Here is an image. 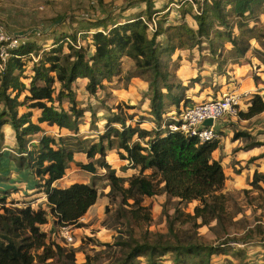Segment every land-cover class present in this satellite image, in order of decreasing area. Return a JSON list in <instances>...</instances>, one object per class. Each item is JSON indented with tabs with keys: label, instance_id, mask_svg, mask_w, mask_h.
<instances>
[{
	"label": "trees",
	"instance_id": "obj_1",
	"mask_svg": "<svg viewBox=\"0 0 264 264\" xmlns=\"http://www.w3.org/2000/svg\"><path fill=\"white\" fill-rule=\"evenodd\" d=\"M193 2L196 14H192L194 7L188 0H181V20L168 22L166 12L151 34L148 22L154 13L160 14L167 8L155 10L152 0H147L146 17L140 14L122 22L110 15L86 21L81 34L84 40H91L88 47L75 46L77 31H63L48 48L36 42H21L10 52L0 71V143L4 140V128L11 126L17 154L2 155L12 158L19 170L32 175L35 192L43 193L46 200L37 207L32 202L20 206L12 202L8 206L6 197L0 196V264H93L94 256L89 253L85 262H77V252L82 248L52 240L41 228L51 218L57 226L77 224L100 197L94 182L54 185L66 175L77 153L86 155L85 162L77 161L83 170L93 174L98 168L107 171V195L113 202L119 200L118 212L125 219L126 232L121 231L113 243H103L106 264H141L140 258H145L146 264H160L168 253L173 264H213L212 256L224 252L221 245L241 241L227 236L219 245L205 243L198 232L199 227L212 221L226 224L232 217L227 208L228 195L223 191L227 176L222 162L213 157L220 141L200 142L194 136L170 131L168 124L173 121L166 120L164 115L168 107H175L179 114L181 103L187 100L185 92L189 86L171 68L177 63L176 51L200 47L206 41L219 60L225 62V53L239 60L246 55L251 40L262 38L251 21L257 22L258 15L264 13V0ZM187 13L193 15L197 28L185 21ZM226 43L231 48L226 49ZM123 57L134 63V71L127 75V80L141 77L148 83L150 110L146 113L155 126H145L149 120L145 117L134 121L135 115L125 110L131 106L117 104V111L104 115L105 127L97 137H83L80 125L89 109L76 98L78 80L86 79L87 91L95 95L113 77L121 75ZM192 81L202 82L200 75ZM263 112L264 95L255 93L247 110L240 111L239 116L249 119ZM91 113L94 119L97 114ZM43 124L57 126L59 132L49 131ZM63 130L69 134L63 135ZM242 135L249 136L237 132L234 138ZM262 144L253 141L249 146ZM112 150L127 161L124 171L131 168L136 172L127 176L117 174L107 161ZM260 181L264 182V174L256 172L253 183L258 185ZM161 194L178 200L174 213L166 212L168 231L146 229L135 236L131 224H149L152 204L145 202ZM193 201L198 202L193 213L180 207ZM190 223L195 229L192 233L183 228ZM238 253L243 251L237 250Z\"/></svg>",
	"mask_w": 264,
	"mask_h": 264
},
{
	"label": "rangeland",
	"instance_id": "obj_2",
	"mask_svg": "<svg viewBox=\"0 0 264 264\" xmlns=\"http://www.w3.org/2000/svg\"><path fill=\"white\" fill-rule=\"evenodd\" d=\"M103 1L105 5L116 8V10L127 8L136 2L137 5H133L135 7L130 10L137 11L146 5L144 0H0V22L5 29H9L12 33L16 30L26 31L33 27H40L45 36L37 42L40 47L44 48L46 46L48 48L52 45V40L47 41L46 35H49L50 32H55V30L58 34V23L64 20L73 22V19L83 17L86 14L97 15L98 5L103 3ZM173 1L174 3H181V0L177 2L175 0H153L152 2L153 5L156 2L155 5L161 6L169 5ZM188 3L193 5L194 2L188 1ZM41 5L43 6L42 8L40 7ZM176 10L178 11V9L173 7V11L169 15L171 20L179 15V11L177 12ZM192 14H194V11ZM231 20H233L232 17ZM257 20V22L251 21V25L257 26V33L261 34L262 38L260 40H251L249 50L239 60H233L228 53H225V62H223V59L219 60V57L212 55L209 42L206 41L200 45V53L187 54L186 57L183 56L182 62L177 59L176 66H171V68H173L178 77L184 73L182 65L185 64L187 69L189 68L186 74H191L192 72L196 76L200 75L202 81L194 82L189 79L183 80L179 77L184 85L188 84L187 86H189L185 92L187 100L186 102L183 101L180 107L182 106L183 109H186L202 101L224 97L232 87L244 86L243 90H246L251 87L252 83H256L259 89L252 88V91L248 93L250 99L258 92L264 95V13H260ZM72 22L63 24V30L75 32L76 27L73 26ZM52 28L54 29L53 32L50 31ZM81 37H79L75 45L79 42L80 46L86 45L88 47V42L81 40ZM225 48H231V44L226 43ZM177 54L178 51H176L174 57ZM216 58L217 62H215ZM221 63L222 65H219ZM133 71L134 63L130 59L123 57L121 75L113 77L112 81L106 83L105 88H99L95 95L87 91L83 79L78 80V85L75 89L76 98L81 106L89 109L80 125L83 137H97L98 133L103 131L105 127L104 115H109L110 110L117 111V104L125 107L131 106L130 108L126 107L125 110L129 114L135 115L134 121L142 117L149 118L144 125L154 128V122L150 121L151 117L146 113L149 112L148 100H150L147 82L141 77H133L128 81L127 75ZM231 83L232 85H230ZM246 93L245 97H248ZM64 104L67 103L65 102ZM247 107L248 101L244 98L243 102H241L240 111H246ZM92 111L97 114L94 119L92 118ZM174 115H176L175 107H168L164 116L166 120L170 121ZM92 120H95V123H92ZM217 129L220 145L215 152V156L222 162L227 176L223 191L228 195L227 208L232 217L230 220L228 219L226 224L212 221L209 225L199 227L198 232L202 237V241L217 245L227 236L241 238L239 242L221 245L224 252L212 256L213 264H264V182L260 181L258 185L253 183L256 172L264 174V113L249 119L241 118L239 114L237 117L226 115L218 120ZM54 131L57 130L54 129ZM62 132L63 135L69 134L67 130ZM237 132L247 133L249 136L242 135L235 139L234 136ZM4 133L2 144L5 147V145L8 146L10 144V138L7 136L9 132L5 128ZM253 141H260L263 144L249 150V145ZM2 144L0 143V157L2 158L0 166L2 164L6 165L9 161H12V163L14 161L12 158H4L2 154L10 151L3 149L1 147ZM107 161L116 169L117 174L124 175L128 172L123 169V166H126L125 160L120 158L116 150L108 152ZM106 172V170L98 168V172L93 174L83 170L77 162L75 164L71 163L67 170L64 180L65 184H71V182H88L91 184L94 182L100 193L95 209L89 213L90 219H86V221L80 220L77 224L71 226V233L75 240L73 244L64 241L61 235V226L55 225L52 218L48 223L41 226L44 231L50 234L52 240L61 241V243H65L68 246L82 248L76 255L79 263L85 262L86 253H89L94 256L93 264H106L107 253L104 252L106 246L103 243H113L115 237L121 231L126 232L127 230L125 219L120 218V212H118L119 200L113 202L107 195L110 191V186L105 176ZM25 174L20 178L16 175V181H12L10 177L3 179L4 181L11 180L10 185H8L10 187L6 192L0 187V196L6 197L8 206H11L12 202L18 203L16 205L19 206L24 202H32V206L37 207L36 203L40 202V199H38L40 197H34L31 193L32 191H26L27 187L11 185L19 182L18 180L26 179L28 176H25ZM22 191L25 193L21 194ZM150 203L152 204V221L141 227L132 223L131 227L135 231V236L141 235L146 229L153 232H167L166 212L174 213L178 200L168 199L165 194H161L145 202L147 205ZM197 204V201L185 202L180 207L187 213H193ZM183 228L191 233L195 231L191 223ZM226 247H228L227 250H225ZM237 250H242L243 253L236 254ZM97 253L99 255H96ZM171 256V253H168L160 264H173ZM140 261L141 264H146L145 258H140Z\"/></svg>",
	"mask_w": 264,
	"mask_h": 264
},
{
	"label": "crops",
	"instance_id": "obj_3",
	"mask_svg": "<svg viewBox=\"0 0 264 264\" xmlns=\"http://www.w3.org/2000/svg\"><path fill=\"white\" fill-rule=\"evenodd\" d=\"M144 1L146 3L145 7L144 8H140L137 11L130 10V9H132L133 7H135L137 5V2L133 4L135 6L130 5L127 8L125 7V8H121L119 10L118 9L116 10V8H113V7L111 8L110 6L105 5L104 4V1H103V3H101L100 5H98L97 15L86 14L85 16H83V17L81 16L80 17L81 20H80V18H76V19H73V22L71 20H67V21L64 20L65 22L62 21V22L58 23V34H57L56 30H55V32H53L54 29L52 28L50 31H52L53 33L50 32L49 35H46V38H48L47 41H51L52 40V42H51V44H52L53 41L55 40V37H57L58 35H60L61 32L66 31V30H63V28H64L63 27V24L65 25L66 22H69V23L72 22L73 26L76 27V29L74 31H77V36H78V40H79V37H81V35H82L81 34V30L84 29V26L83 25L87 24L86 21H93V20H96V19H99V18L100 19L101 18H105V17L110 16V15L111 16H115V20L116 21L117 20H120L122 22H125V21H127L129 19H133L134 17L139 16L140 14H143L146 17V13L145 12H146L148 3H147V0H144ZM175 1L177 2L178 0H175ZM188 1L193 2V0H188ZM155 3H154V9L155 10H162L164 8H167V9L164 12H161L160 14L159 13L158 14L157 13H154L152 19H155V20L159 21L160 17H162L161 14H164L166 12H169V14L167 15L168 22H170V23H177V22H179L181 20L180 18H178L180 16L181 3L180 4L179 3H174V1H173V2H170L169 5L168 4H165V5H161V6L155 5ZM40 7L42 8L43 6L41 5ZM173 7L176 8V9H178L179 15L178 16H175V18L171 20L169 18V15L173 11ZM193 7H194V14H196L197 13V9H196L197 6L195 5V3H193ZM185 21L187 23H190V25L192 27H194V28H197L198 27L196 20L193 18V15H191L190 13H187L185 15ZM94 31L95 30H92V32H94ZM13 33L15 35L19 36L21 38V41L22 42H34L36 40L35 42L38 43L37 41L41 40L45 36V33H42V30H41L40 27H35V28L33 27L32 29L26 30V31H24V30H16ZM69 33H71V32H69ZM151 33L152 32H150V34ZM81 38H82L81 40H83L84 42H88L89 43L91 41L90 39L84 40L83 37H81ZM91 49L93 50L94 48L92 47ZM177 51H178V54H177V56H175V59H178L179 58L178 60H181V62L184 59L183 56L186 57L187 54H192V53L193 54H198V53H200L199 47H195L193 49H180V50H177ZM126 59L129 60V58H127V57H126ZM182 66L184 68V71H183L184 73L183 74H180L179 77L181 79H183V80H187V79L192 80L194 77H196V75L194 73H192V72H191V74L190 73L189 74L188 73L186 74V72L188 71L189 68L187 69V67L185 66V64H183ZM1 70H3V69L0 68V71ZM83 80L85 81L84 82V85H86V79H83ZM147 85H148V83H147ZM230 85H232V83ZM243 87L242 86H238V88L237 87H234V88L232 87L231 90L229 92H227L226 94L232 93V92H234V93H245V92H247L246 93V96H248V93L252 91V88L253 87H254V89H259V88H257V84L256 83H252L251 84V87L248 88V89H246V90H243ZM244 98H246V101L249 102V100H250V97L249 96L248 97H244ZM148 101H149L148 110H150V100H148ZM182 109H183V107L181 106L180 107V111H182ZM180 111H179V114H178V110H176V115L172 116L171 117V120L174 117H179V115L181 113ZM43 126L46 129H48L49 131L53 132V133L59 132V129H58L57 126H48L47 124H43ZM5 129H6L7 132H9V134H7V136L10 138V140H9L10 141V144L8 146L5 145V147L2 144L1 147L3 149H7V150L10 151V152H8L6 154H13V153L14 154H17L16 151L14 150L15 145H16V142H15V136H14V132L12 130V127L8 125V126L5 127ZM54 129H56L57 131H54ZM256 147L257 146H255V147H249L248 149L249 150H252L253 148H256ZM217 150H215L214 153H213V157L215 159H218L215 156V152ZM79 155H81V156H79ZM4 158H7V157L4 156ZM8 159H10V158H8ZM75 159H76L75 162H77V161H83V162H85L86 161V155L84 153H77L76 156H75ZM218 160H220V159H218ZM75 162H72V163L75 164ZM2 163H5V162H2ZM14 163H15L14 161H13V163H12V161H9L6 165L2 164V167L0 168V177H2L1 180H0V187L2 189H4V191L6 192L7 189L10 187L8 185H10L11 180L12 181H16V177H15L16 175L20 178L26 172L25 176L27 175L28 176L27 177L28 179L26 178V179H23V180H18L19 182L13 183L11 185H17V186L24 187V188L27 187L28 189H30V190H28L26 188V191L27 192H29V191L31 192L32 191L31 193L34 195V197H40V198H38V199H40V202H41V199H42V201H45L46 200V196L43 193H37V192H35L36 191V188H35V180L32 177V175L28 171H26V170H19L18 167H17V165H16V163L15 164ZM125 163H126L125 165H127V161H125ZM127 171L128 172H126L124 174L125 176H127V174L128 175H131L134 172H136L135 169H131V168H129ZM7 177L8 178L10 177L11 180L10 181H4L3 179H6ZM65 178H66V175L62 179L56 181L54 183V185L59 186V187H66V186L70 185V184H65V181H64ZM71 183H74V182H71ZM85 183H88V182H85ZM1 184H2V186H1ZM23 193H25V192L22 191L21 194H23ZM36 204H38V203H36ZM96 204H97V202H96ZM96 204H94L89 209V211L84 215V217L81 218V220H85L86 221V219H90L89 213H91V211L93 209H95V205Z\"/></svg>",
	"mask_w": 264,
	"mask_h": 264
},
{
	"label": "built area",
	"instance_id": "obj_4",
	"mask_svg": "<svg viewBox=\"0 0 264 264\" xmlns=\"http://www.w3.org/2000/svg\"><path fill=\"white\" fill-rule=\"evenodd\" d=\"M149 31L157 29V20L148 22ZM69 40V39H68ZM21 38L5 27L0 22V68L3 69L9 59L10 52L21 44ZM70 43H73L72 41ZM80 47L78 42L75 45ZM245 93H228L224 97L202 101L193 106L183 109L179 117L172 118L168 124L170 131H180L186 135L196 137L200 142H211L219 137L217 122L226 115L237 117L240 112L241 102ZM207 119H212L214 124L205 126L203 123ZM165 127V125H164ZM61 235L64 241L69 244L74 243V236L71 233V225L61 226Z\"/></svg>",
	"mask_w": 264,
	"mask_h": 264
},
{
	"label": "water",
	"instance_id": "obj_5",
	"mask_svg": "<svg viewBox=\"0 0 264 264\" xmlns=\"http://www.w3.org/2000/svg\"><path fill=\"white\" fill-rule=\"evenodd\" d=\"M205 126H211L214 124L213 120L212 119H207L206 121H204L203 123Z\"/></svg>",
	"mask_w": 264,
	"mask_h": 264
}]
</instances>
